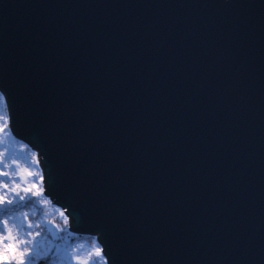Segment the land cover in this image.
<instances>
[{
  "label": "water",
  "instance_id": "95a60500",
  "mask_svg": "<svg viewBox=\"0 0 264 264\" xmlns=\"http://www.w3.org/2000/svg\"><path fill=\"white\" fill-rule=\"evenodd\" d=\"M0 91L107 264H264V0H0Z\"/></svg>",
  "mask_w": 264,
  "mask_h": 264
},
{
  "label": "rangeland",
  "instance_id": "374dc122",
  "mask_svg": "<svg viewBox=\"0 0 264 264\" xmlns=\"http://www.w3.org/2000/svg\"><path fill=\"white\" fill-rule=\"evenodd\" d=\"M0 165L6 166L4 168L5 171L16 173L15 180L21 185L17 191L21 195H25V200L31 198L33 193H35V195L38 197L45 195V187L43 183L44 176L37 153L31 146L13 134L10 127V116L7 102L1 91ZM29 173H31V175H29ZM33 184H35L34 187H32ZM12 187H14V185L10 183L9 189L0 191V194H2L3 191H7L9 193V198L15 196L16 193L11 191ZM25 187H31V191H29L27 194L23 192V188ZM39 199L40 201L38 199L36 200L43 211V216H41L38 220L43 222L45 231H47L49 235H52L54 239H56L58 238L60 227L55 221V218L59 214V209L61 208L53 205L49 198L48 200L50 201L45 198ZM24 214H27V219H25ZM29 222H31L33 225L32 229L27 228V224ZM35 225H37V220H35V222L30 220L28 212L22 211L20 214L16 215L11 223L8 222L7 226H4L5 233L3 236L8 243H15L16 245L19 244V240L23 239V241H25L27 239L28 241H31V246L35 249V251L38 252L41 249H51L53 246V241L49 238H46L47 235L36 228ZM29 231H31V235L27 234ZM37 231L40 232L38 236L36 235ZM19 237L22 238L19 239ZM60 250L61 249L59 247L58 251ZM60 256L63 261L58 264H107L102 247H97L96 245L87 247L86 249H84L82 246H76L71 251H63Z\"/></svg>",
  "mask_w": 264,
  "mask_h": 264
},
{
  "label": "trees",
  "instance_id": "16d2710c",
  "mask_svg": "<svg viewBox=\"0 0 264 264\" xmlns=\"http://www.w3.org/2000/svg\"><path fill=\"white\" fill-rule=\"evenodd\" d=\"M39 198H45L48 200L45 195L40 197H38L37 195H32L31 198L26 199L25 201H23V203L20 200H14L13 204L11 205L0 206V228H3V231L0 232V252L5 250L3 248V245L8 243L3 236L5 233L3 221L8 220V222L11 223L16 215L20 214L22 211L28 212L30 220L34 222L35 220H37V224L40 225V228L38 229L40 230L42 228V232L48 236H46V238H49L53 241V246L51 249H41L38 252L35 251V249L31 246V243L21 244V241H23V239L19 240L17 251L22 250L23 247H29L31 249V252L29 254L30 260H26V264H58L63 261L60 256L63 251H71L76 246H82L84 249H86L87 247H92L94 245L100 247V244L94 236H85L71 231L70 220L61 209H59V214L55 218V221L57 222V224H59L60 227L58 238L54 239L52 235H49L48 232L45 231L43 222L41 220H38L41 216H43V211L36 200L38 199L40 201ZM21 238L19 237V239ZM58 246L61 249L60 251H58ZM9 255H12L10 250ZM13 264H15V262H13Z\"/></svg>",
  "mask_w": 264,
  "mask_h": 264
},
{
  "label": "snow or ice",
  "instance_id": "6c2138e0",
  "mask_svg": "<svg viewBox=\"0 0 264 264\" xmlns=\"http://www.w3.org/2000/svg\"><path fill=\"white\" fill-rule=\"evenodd\" d=\"M5 165H0V191L9 189V184L11 183L14 185V187L11 188V191L16 193L15 196H12L9 198V193L7 191H3L2 194H0V206H6L13 204L14 200H25V195H21L17 189L21 187L19 183L15 180L16 173L9 171H5L4 168ZM31 175V173H29ZM7 181V182H6ZM35 184L32 185L34 187ZM29 191H31V187H25L23 188V192L27 194ZM35 195V193H33ZM7 214V213H6ZM25 219H27V214H24ZM8 220L3 221V225L7 226ZM36 228H40V225H35ZM28 229H32L33 225L31 222L27 224ZM43 231V229H40ZM3 231V228H0V232ZM28 235H31V231L27 233ZM40 234L39 231L36 232V235L38 236ZM11 238V237H9ZM31 241H21V244H29ZM4 251L0 252V264H26V260H30V252L31 249L29 247H23L22 250L17 251V245L15 243H7L3 245ZM9 250L11 251L12 255H9ZM51 251V250H50ZM99 254V252H98Z\"/></svg>",
  "mask_w": 264,
  "mask_h": 264
}]
</instances>
